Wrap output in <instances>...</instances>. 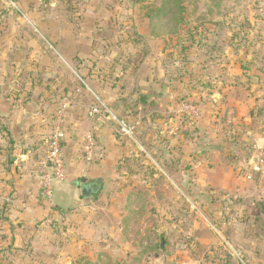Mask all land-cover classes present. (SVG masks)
<instances>
[{"label": "rangeland", "instance_id": "1", "mask_svg": "<svg viewBox=\"0 0 264 264\" xmlns=\"http://www.w3.org/2000/svg\"><path fill=\"white\" fill-rule=\"evenodd\" d=\"M2 1L22 9L17 0ZM60 2L70 19L91 12L88 28L106 56L134 63L139 78H154V90L145 92L149 102L158 100L156 92L164 98L132 112L140 118L132 137L115 131L122 148L133 151L120 157L118 175L104 190L33 226L13 232L0 226V264H248L241 238L232 234L241 199L216 190L224 178L212 169L225 162L213 159L215 144L222 145L209 123H217L221 144L225 138L241 144L240 131L229 128L250 121L252 107L264 115V0H182L185 23L177 34L157 19L164 0ZM213 95L225 105L228 98L227 112H216ZM182 104L201 106L195 126L177 113ZM147 117L152 133L150 123L143 125ZM250 122L256 128L262 119ZM175 125L178 133L170 134ZM58 197L65 207L68 197L53 184L52 198Z\"/></svg>", "mask_w": 264, "mask_h": 264}, {"label": "crops", "instance_id": "2", "mask_svg": "<svg viewBox=\"0 0 264 264\" xmlns=\"http://www.w3.org/2000/svg\"><path fill=\"white\" fill-rule=\"evenodd\" d=\"M60 1L17 0L22 6L17 14L0 0V226L12 232L58 210L84 205L80 186L85 183L98 182L101 190L110 185L107 180L117 177L120 157L133 151L129 146L122 148L117 140L113 118L135 123L140 118L135 119L134 112L152 109L164 98L163 92H156L157 104L149 102L145 92L154 90V78H139L134 63L129 66L115 56L107 57L88 28L93 14L87 11L83 21L78 19L81 14L70 19L71 12ZM138 84L143 87L137 89ZM215 96L211 100L216 112H227L228 98L225 105L220 96L216 103ZM96 99L109 114L90 117ZM65 100L70 106L62 147L66 177L54 182L57 192L68 197L63 207L62 197L43 199L40 176L50 173L44 163L57 111ZM253 108L249 120L262 119V124L255 128L250 121H241L240 126L228 127L234 133L240 131L241 144L228 138L221 144L217 123L210 122L209 128L217 145H222L215 144L213 159L225 162L212 169L213 175L224 178L216 190L229 193L236 203L241 199V219L231 222L240 226V232L238 226L233 228V238H241V253L248 264H264V115ZM259 112L264 114V107ZM202 119L198 127L203 132ZM147 123L154 132L148 117L143 125ZM90 135L96 147L88 161L85 149Z\"/></svg>", "mask_w": 264, "mask_h": 264}, {"label": "built area", "instance_id": "3", "mask_svg": "<svg viewBox=\"0 0 264 264\" xmlns=\"http://www.w3.org/2000/svg\"><path fill=\"white\" fill-rule=\"evenodd\" d=\"M15 6V4L12 2ZM70 108L69 102H65L59 107L55 122L52 129V134L49 140V151L46 157L44 166L50 169V173H42L41 179V194L43 199H51L53 194V184L57 181H63L66 177V167L62 154L63 142L66 138L65 122L66 113ZM107 106L99 99H96L90 107V117H97L98 115L109 114ZM179 115L186 117V124L189 127H193L200 120L202 114V108L200 105L182 104L178 109ZM115 122V131L118 135L132 137L139 123H128L124 120L113 118ZM179 131L178 125L174 126L170 131V134H177ZM86 153L88 161H91L94 157L95 142L92 135L87 137Z\"/></svg>", "mask_w": 264, "mask_h": 264}, {"label": "trees", "instance_id": "4", "mask_svg": "<svg viewBox=\"0 0 264 264\" xmlns=\"http://www.w3.org/2000/svg\"><path fill=\"white\" fill-rule=\"evenodd\" d=\"M160 13L161 17L157 16L158 21L165 22V24L172 26V32L177 34V32L180 31V26L185 23L182 0H164V4L162 10H160Z\"/></svg>", "mask_w": 264, "mask_h": 264}, {"label": "water", "instance_id": "5", "mask_svg": "<svg viewBox=\"0 0 264 264\" xmlns=\"http://www.w3.org/2000/svg\"><path fill=\"white\" fill-rule=\"evenodd\" d=\"M214 100L217 103L218 102V97L215 96L214 97ZM145 101H146V98H145V96H143L141 98V102L144 103ZM82 182H85V180H82ZM92 185H94V187L93 188H90L89 187V189L87 191L84 190V186L83 185L80 186V189H81V193H82L83 198H90L93 194L96 195L97 193L100 192L101 185L98 182H95Z\"/></svg>", "mask_w": 264, "mask_h": 264}, {"label": "flooded vegetation", "instance_id": "6", "mask_svg": "<svg viewBox=\"0 0 264 264\" xmlns=\"http://www.w3.org/2000/svg\"><path fill=\"white\" fill-rule=\"evenodd\" d=\"M83 186H84V190H85V191H87V190L89 189V187H90V188H93V187H94V185L89 184V183H88V184L85 183V184H83Z\"/></svg>", "mask_w": 264, "mask_h": 264}]
</instances>
